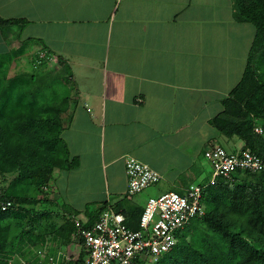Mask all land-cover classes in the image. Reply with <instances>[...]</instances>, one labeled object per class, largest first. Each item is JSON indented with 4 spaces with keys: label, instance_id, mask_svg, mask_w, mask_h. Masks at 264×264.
<instances>
[{
    "label": "crops",
    "instance_id": "1",
    "mask_svg": "<svg viewBox=\"0 0 264 264\" xmlns=\"http://www.w3.org/2000/svg\"><path fill=\"white\" fill-rule=\"evenodd\" d=\"M0 16L22 19L0 27V53L18 50L20 63L35 43L32 62L69 73L73 118L63 138L76 165L54 179L68 174L78 193L93 192L77 180L94 173L101 204L126 215L150 197L140 204L141 193L128 195L127 155L159 171L165 192L184 194L210 171L206 149H243L211 122L241 82L258 33L236 0H0ZM90 201L72 207L85 213ZM48 249L84 254L76 238Z\"/></svg>",
    "mask_w": 264,
    "mask_h": 264
},
{
    "label": "trees",
    "instance_id": "2",
    "mask_svg": "<svg viewBox=\"0 0 264 264\" xmlns=\"http://www.w3.org/2000/svg\"><path fill=\"white\" fill-rule=\"evenodd\" d=\"M236 4L258 33L241 82L211 122L226 136L242 139L243 149L264 157V132L255 131L258 124L264 127V81L259 73L264 68V0ZM18 21L22 19L0 16V27ZM15 56L11 51L0 53V202H12L10 208L0 209V264H38L37 249L48 242L68 244L77 232L74 217L81 211L73 209L72 218L59 226L39 221L34 225L37 211L27 206L36 193L45 192L57 168L76 165L63 138L72 122L74 99L46 94L48 77L58 71L46 59L33 62L31 71L11 74L19 66ZM202 200L206 214L193 218L192 228L187 224L177 233L178 242L170 252L149 257L155 259L153 264H264V170H238L219 177L215 184L205 185ZM107 207L106 203L93 210L88 207L85 226H92ZM143 210H128L131 228L140 227Z\"/></svg>",
    "mask_w": 264,
    "mask_h": 264
},
{
    "label": "built area",
    "instance_id": "3",
    "mask_svg": "<svg viewBox=\"0 0 264 264\" xmlns=\"http://www.w3.org/2000/svg\"><path fill=\"white\" fill-rule=\"evenodd\" d=\"M41 57H47L41 53ZM49 61L53 57H47ZM258 133L264 132L262 124L255 127ZM205 158L213 169L212 178L207 184H215L219 177L229 176L238 170H264V157L250 149L230 152L221 145L205 150ZM129 196L142 193L149 186L160 182L162 175L133 155L125 157ZM205 185L192 184L186 193L169 191L158 196H150L140 219V227L133 229L127 224L126 215L108 206L95 223L86 227V221L76 219L77 232L74 238L83 248L85 257L72 256L63 252L52 253L48 248L36 251L38 264H137L142 256H161L170 252L178 242L177 233L193 218L206 214L203 204ZM12 206L11 201L0 202V209Z\"/></svg>",
    "mask_w": 264,
    "mask_h": 264
},
{
    "label": "rangeland",
    "instance_id": "4",
    "mask_svg": "<svg viewBox=\"0 0 264 264\" xmlns=\"http://www.w3.org/2000/svg\"><path fill=\"white\" fill-rule=\"evenodd\" d=\"M13 30H16V27L13 26ZM10 36L13 39L12 42H14L16 45L18 36L16 34H11ZM4 48L6 47L0 44V51L4 50ZM36 49H37V45L35 43H29L28 48L26 50V54L24 55L25 59L19 63L18 67L12 70L11 74L15 73L16 70H20V69L31 71L33 69V62L30 59V57L33 55ZM12 54L14 56L15 55L18 56V50L12 51ZM53 65L54 63L52 64L50 63L49 66L53 67ZM47 82H48V86L45 91L48 96H52L53 94L56 97L69 95L73 98V90L71 89L72 84L69 80V73L66 70V68L58 69V71L55 72L51 77H48ZM209 169L210 171L208 172V174H206V177L205 175L202 176V179L200 180L201 184H207L208 181L212 178L213 169L212 167ZM95 175L96 174L91 173V175L87 179L84 178V176H79L77 180L80 185V188H85L88 190V192L89 191L91 192L92 190L93 192L91 193H87L84 191L78 193L77 191L78 189L72 188V182L74 180L64 172L63 174L60 175L59 180H56L53 177L52 180L49 182V184L44 188L45 192L36 193L34 201L30 204H27V206L37 211V213H34L33 216L34 220H32L31 223L35 225L39 221L42 222L43 224L53 223L59 226L63 224L68 219V217L72 218V214L74 213L72 206H74L75 204L77 206L83 205L85 199L92 200L88 203L89 209L93 210L95 208H98L101 204L102 199L100 198L101 194L96 192L99 189L100 182L98 177L96 178ZM84 184L88 185V187L86 188ZM165 191H167V189H164L162 187L161 182H158L156 184L149 186L146 190L143 191V193L137 195L135 197V200L140 204H144V201L145 199H147V197L158 196L162 193H165ZM181 192L186 193L184 191ZM45 211L48 212L44 213ZM42 213H44V215ZM84 214L85 213L83 212L80 213L79 218L83 219ZM192 221H190V223L188 224V229L192 228V226L196 222V220H192ZM36 231L40 232L41 230L40 231L36 230ZM51 244L53 245L54 243L48 242L46 246H44L43 248H48V246H50ZM35 249H37V247H34L33 250ZM53 252H56V250H53ZM154 260H155L154 258H148L142 256L141 262L137 264H153Z\"/></svg>",
    "mask_w": 264,
    "mask_h": 264
}]
</instances>
